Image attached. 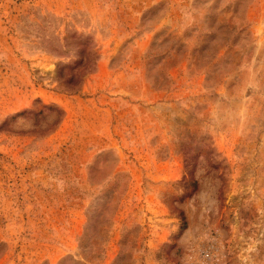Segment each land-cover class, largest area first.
I'll return each instance as SVG.
<instances>
[{
  "label": "rangeland",
  "instance_id": "374dc122",
  "mask_svg": "<svg viewBox=\"0 0 264 264\" xmlns=\"http://www.w3.org/2000/svg\"><path fill=\"white\" fill-rule=\"evenodd\" d=\"M0 264H264V0H0Z\"/></svg>",
  "mask_w": 264,
  "mask_h": 264
}]
</instances>
